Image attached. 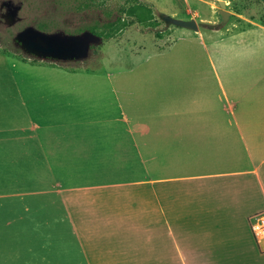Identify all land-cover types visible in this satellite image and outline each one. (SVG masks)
<instances>
[{
  "label": "crops",
  "instance_id": "crops-1",
  "mask_svg": "<svg viewBox=\"0 0 264 264\" xmlns=\"http://www.w3.org/2000/svg\"><path fill=\"white\" fill-rule=\"evenodd\" d=\"M236 16L207 42L181 27L207 67L118 68L90 106L86 85L39 84L65 69L6 67L0 46V264H263L264 23ZM136 220L142 249H122Z\"/></svg>",
  "mask_w": 264,
  "mask_h": 264
},
{
  "label": "rangeland",
  "instance_id": "rangeland-1",
  "mask_svg": "<svg viewBox=\"0 0 264 264\" xmlns=\"http://www.w3.org/2000/svg\"><path fill=\"white\" fill-rule=\"evenodd\" d=\"M14 1H23L20 14L25 18L24 23L29 21L51 26V29L49 27H37L40 31L64 30L67 19V33H75L81 29L93 27L95 32L101 36L103 42L95 47L89 58L83 62L54 63L29 57L10 38L5 39L6 37H3L6 34L14 36L20 30L21 23L8 29V31L2 27L0 28V46L3 50L17 56H7L6 61L4 60L5 66H12L13 61H22L24 67L32 66V63L24 62L19 57L21 56L27 60L34 58L39 64L63 68L67 71L66 75L55 72L53 74L49 73L50 76L47 78L43 77L47 74L40 73L38 75L39 84L56 86L86 85L90 95L98 90L97 87L100 86V88L106 90L104 97H102L103 101L111 100V87L109 84H112V77L118 68L134 67L135 69H143L165 66H191L192 56L196 59L198 66L207 67V57L205 49L200 43L201 38L196 35L192 36L191 40H187L186 35L189 32L178 27L173 22L174 20L197 21L205 42L208 40V35L212 34L211 28L221 26L220 28L224 30L233 18L238 17L236 16L238 14H244L264 23V2L262 0H225L226 10L233 12L230 21L228 18L225 22H222L219 14L220 0H207L206 4L199 3L198 5H194L193 0H92L90 7L82 9H78L81 0H67V7H64L62 0ZM196 8L199 10L195 11ZM203 19L210 20L211 23L215 21L216 24L202 23L201 20ZM111 21H115L116 25L113 28L105 29L104 25ZM119 54L124 55V57L136 56V62L131 65L129 64L130 61H121V64L117 65V59L114 60V58ZM14 65L19 66L18 63ZM72 72H77V76H69V73ZM30 77L31 74L29 73L28 78ZM35 77L36 75H34ZM67 93L74 94L73 89H67ZM98 100V97L91 95L88 101L89 106L93 101ZM71 101H76V99L73 97ZM72 115L79 116L78 113H72ZM138 207H142V205H128L130 210H137ZM154 226L153 221L152 227ZM126 227L130 229L135 227V230L131 232L136 233L134 236L128 237L130 243L120 244L119 246L124 247L125 250H128V248L142 249V245L137 240L143 238V233L138 232L139 229L144 228L143 220L129 222ZM72 255L67 256V263L80 264L81 262L76 255ZM255 257L261 259L264 264V252H257ZM136 263L144 264V261L141 260Z\"/></svg>",
  "mask_w": 264,
  "mask_h": 264
},
{
  "label": "water",
  "instance_id": "water-1",
  "mask_svg": "<svg viewBox=\"0 0 264 264\" xmlns=\"http://www.w3.org/2000/svg\"><path fill=\"white\" fill-rule=\"evenodd\" d=\"M219 14L222 22L227 21L229 12L226 10V1H219ZM177 26L197 30L194 20H174ZM16 40L21 43L29 57L42 61L64 63L69 61L83 62L90 55L91 46H99L103 40L101 36L85 30L79 34H65L63 32H43L34 27H26L21 30Z\"/></svg>",
  "mask_w": 264,
  "mask_h": 264
},
{
  "label": "flooded vegetation",
  "instance_id": "flooded-vegetation-1",
  "mask_svg": "<svg viewBox=\"0 0 264 264\" xmlns=\"http://www.w3.org/2000/svg\"><path fill=\"white\" fill-rule=\"evenodd\" d=\"M62 1H63V4H64V7H67V0H62ZM22 8H23V1H17V2H15L14 0H2V1H0V28L4 27L8 31V29L14 28L17 25H20V23H21L22 25H21L20 30L17 31L14 36H10V35L6 34L3 37H6L5 39L10 38V40L18 48H20L23 52H25L24 48L21 46V43L16 40L17 34L21 30H23L24 28L29 27V26L34 27L36 29L39 26L43 27V28H48L49 27L51 29V26L46 25V24H44V25L36 24V23H33V22H29V21H27V23H24L25 18H24V16H22L20 14ZM89 28H91V27L84 28V29L79 30L78 32L69 33V34H79V33L83 32L85 30H89ZM89 31H91V30H89ZM51 32H63L65 34H67V19H66V28L64 30L50 31V32H47V33H51ZM91 32L97 34L95 31H91ZM6 33H8V32H6ZM3 37H1V38H3ZM95 47H97V46H91L90 55L93 52ZM69 62H79V61H69ZM65 63H67V62H65Z\"/></svg>",
  "mask_w": 264,
  "mask_h": 264
},
{
  "label": "built area",
  "instance_id": "built-area-1",
  "mask_svg": "<svg viewBox=\"0 0 264 264\" xmlns=\"http://www.w3.org/2000/svg\"><path fill=\"white\" fill-rule=\"evenodd\" d=\"M250 229L255 241L264 251V212L251 218Z\"/></svg>",
  "mask_w": 264,
  "mask_h": 264
},
{
  "label": "trees",
  "instance_id": "trees-1",
  "mask_svg": "<svg viewBox=\"0 0 264 264\" xmlns=\"http://www.w3.org/2000/svg\"><path fill=\"white\" fill-rule=\"evenodd\" d=\"M264 2V0H262ZM92 4V0H81L79 1V5H78V9H82V8H86V7H90ZM123 10V9H122ZM121 10V11H122ZM116 25L115 21H111V22H108L104 25V28H113L114 26ZM89 30L91 31H95V29L93 27L89 28ZM6 51V50H5ZM8 52V51H7ZM13 53H17V52H13ZM24 62H30L32 64H39V62L32 58L31 60H27L25 57H21L19 56Z\"/></svg>",
  "mask_w": 264,
  "mask_h": 264
}]
</instances>
